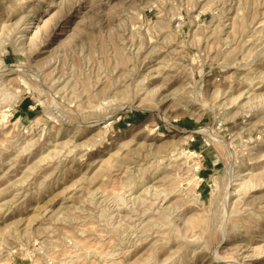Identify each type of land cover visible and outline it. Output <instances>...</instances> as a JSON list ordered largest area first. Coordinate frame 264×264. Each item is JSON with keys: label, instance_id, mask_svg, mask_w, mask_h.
I'll return each instance as SVG.
<instances>
[{"label": "rangeland", "instance_id": "obj_1", "mask_svg": "<svg viewBox=\"0 0 264 264\" xmlns=\"http://www.w3.org/2000/svg\"><path fill=\"white\" fill-rule=\"evenodd\" d=\"M0 264H264V0H0Z\"/></svg>", "mask_w": 264, "mask_h": 264}, {"label": "bare ground", "instance_id": "obj_2", "mask_svg": "<svg viewBox=\"0 0 264 264\" xmlns=\"http://www.w3.org/2000/svg\"><path fill=\"white\" fill-rule=\"evenodd\" d=\"M215 27H216V26H215ZM166 45H167V44H166ZM149 72H151V71H149ZM262 74H263V73H262ZM253 77H255V76H253ZM146 78H148V77H146ZM143 80H144V79H142L140 83H143ZM252 81H253V80H252ZM243 82H244V81H243ZM234 100H235V99H234ZM190 156H195V153H194V152H191V153H190ZM159 162H160V161H159ZM153 163H154V162H153ZM158 164H159V163H158ZM150 165H151V164H150ZM164 167H165V166H164ZM193 176L196 177V179H199L196 173H194ZM192 201H193V203H195L196 205H199V203H200V201L198 200V196H197V195H194V196H193ZM160 216H161V215H160ZM165 216H166V215H165ZM162 219H163V218H162ZM157 222H158V221H157ZM159 224H160V223H159ZM153 225H154V224H153ZM155 225H156V224H155ZM160 225H161V224H160ZM149 229H150V228H149ZM112 251H113V250H112Z\"/></svg>", "mask_w": 264, "mask_h": 264}]
</instances>
